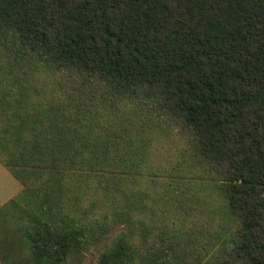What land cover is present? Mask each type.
<instances>
[{
	"label": "trees",
	"instance_id": "16d2710c",
	"mask_svg": "<svg viewBox=\"0 0 264 264\" xmlns=\"http://www.w3.org/2000/svg\"><path fill=\"white\" fill-rule=\"evenodd\" d=\"M0 163L2 264H264V0H0Z\"/></svg>",
	"mask_w": 264,
	"mask_h": 264
},
{
	"label": "rangeland",
	"instance_id": "374dc122",
	"mask_svg": "<svg viewBox=\"0 0 264 264\" xmlns=\"http://www.w3.org/2000/svg\"><path fill=\"white\" fill-rule=\"evenodd\" d=\"M156 143H154L155 145ZM155 148H159L160 144H157L154 146ZM158 189L155 190L154 187L150 189L151 195L148 197L142 196V206H145V211L142 213H139L137 216H143L141 219L145 222V226H143V229L145 231L152 230L153 232H158L157 229L159 228V224H175L177 226V222L173 217V214H168L166 209L167 208H174V204L172 199L169 197H165L161 199L160 202H157L156 192H159V194L164 193V186L162 184H158ZM0 206V218L4 217L5 208H1ZM5 209V210H4ZM151 210V211H150ZM10 216V215H9ZM8 219H10L12 222H15L16 219L19 217L14 215L10 216ZM196 219V218H195ZM196 226L198 227L201 223V218L197 217ZM192 223L191 220H188L185 225L186 227H190V224ZM125 227L122 225V221H119L117 225H114L109 230L105 231L104 233H96L92 237V240L90 244L87 246V249L83 251L80 255H78L76 261H74L71 264H96L97 259L99 257V254L108 246H110L121 234V230H123ZM158 233H155L154 236H156ZM3 251L0 250V257L3 261ZM0 259V264L1 263Z\"/></svg>",
	"mask_w": 264,
	"mask_h": 264
},
{
	"label": "crops",
	"instance_id": "0c3cea01",
	"mask_svg": "<svg viewBox=\"0 0 264 264\" xmlns=\"http://www.w3.org/2000/svg\"><path fill=\"white\" fill-rule=\"evenodd\" d=\"M22 190V184L0 163V206L15 198Z\"/></svg>",
	"mask_w": 264,
	"mask_h": 264
}]
</instances>
